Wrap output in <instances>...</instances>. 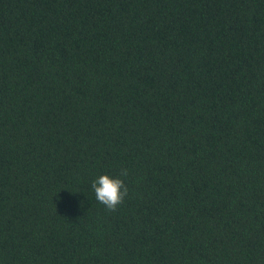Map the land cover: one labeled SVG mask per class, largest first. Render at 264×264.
Here are the masks:
<instances>
[{"label": "trees", "instance_id": "1", "mask_svg": "<svg viewBox=\"0 0 264 264\" xmlns=\"http://www.w3.org/2000/svg\"><path fill=\"white\" fill-rule=\"evenodd\" d=\"M0 264H264V0H0Z\"/></svg>", "mask_w": 264, "mask_h": 264}, {"label": "clouds", "instance_id": "2", "mask_svg": "<svg viewBox=\"0 0 264 264\" xmlns=\"http://www.w3.org/2000/svg\"><path fill=\"white\" fill-rule=\"evenodd\" d=\"M128 170L121 169L120 177H127ZM120 177H112L108 174L100 175L91 183L98 202L109 211H116L128 195V188Z\"/></svg>", "mask_w": 264, "mask_h": 264}]
</instances>
